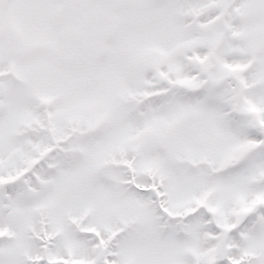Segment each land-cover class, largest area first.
Segmentation results:
<instances>
[{
    "label": "snow or ice",
    "instance_id": "snow-or-ice-1",
    "mask_svg": "<svg viewBox=\"0 0 264 264\" xmlns=\"http://www.w3.org/2000/svg\"><path fill=\"white\" fill-rule=\"evenodd\" d=\"M0 264H264V0H0Z\"/></svg>",
    "mask_w": 264,
    "mask_h": 264
}]
</instances>
